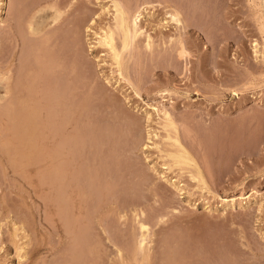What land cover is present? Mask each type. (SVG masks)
<instances>
[{
  "label": "rangeland",
  "instance_id": "rangeland-1",
  "mask_svg": "<svg viewBox=\"0 0 264 264\" xmlns=\"http://www.w3.org/2000/svg\"><path fill=\"white\" fill-rule=\"evenodd\" d=\"M124 1L135 9L137 6L145 9L141 27L146 34L138 38L130 54H124L123 61L127 65L122 79L111 53L99 44V39L115 24L112 0H0V74H9L12 87L26 80L20 73L28 74L30 71L27 67L36 70L38 65L33 57L35 42L39 40L42 45L47 35H55L53 39L57 45L54 44V47L57 49L52 47L54 50L51 48V51H58L56 53L60 57L57 56V59H63L59 60L57 73L51 74L53 77L50 75L53 79L50 80L52 84L49 83L51 88L40 86L37 79L35 84L32 82L35 86H31L36 95L31 92L24 97L28 98L25 100L29 101L30 108L34 107L32 103H40V130L46 128L40 134V145H43L40 149L42 155L37 159L40 163L35 159L36 155L35 160L30 161L33 154L29 160L25 158L24 162L27 160L28 163L24 166L12 164L15 157L12 154L9 157L10 153L6 155L5 149L1 148V133H4V129L0 125V264H90L96 260V255L89 244L96 239L104 246V249L102 245L99 247L100 251L103 250L97 256L102 259V262L97 259L99 264H122L118 254L120 250L127 249L123 253L132 262L125 264H264L263 1ZM174 8L182 13V28L177 27L171 19L170 13L175 12ZM38 11L39 14L36 13ZM59 11L63 12L61 17ZM82 11L88 16L84 26L81 22H84L85 17L83 13V17L80 16ZM29 23H34L36 28L39 26L40 35L32 34ZM146 35L154 43L150 50L146 48V42H143L146 41ZM115 38L116 47L121 49L120 36L115 35ZM180 41L188 52L184 59L179 56ZM61 63L65 70L61 69ZM66 67H70L69 70ZM39 70L35 73L40 74ZM61 70L70 72L61 73ZM69 73L74 75L71 80L70 76L67 77ZM33 74L29 75L31 78L26 76L29 79L27 83L33 81ZM63 79L74 88L66 85ZM63 82L66 87L69 86L68 89L57 87L60 84L63 86ZM3 84L1 81L0 86ZM70 87L71 90L80 89L74 90L77 93L74 97L68 96ZM60 93L74 100L76 107L81 106L77 109L80 116L76 112L74 118L75 125L78 118L79 127L76 126L79 129L75 125L74 128L80 133L77 135L79 143L81 137L83 140L80 144L76 141L78 144H73V148L77 149L72 148L68 154L72 157L77 155L75 157L78 162L73 158L76 168H79V162L80 168L85 164L87 170L97 168L94 170L97 171L96 175L98 173L97 179L105 177L103 181L106 180L105 184L108 185L106 188L104 184V188H101L103 195L98 192L97 196H106L102 200L104 205L111 204V201L117 204L106 217L101 215L103 220L98 217L102 224L105 222V228L107 224L106 231L109 234L100 229L94 218L87 224L93 226V231L84 226L79 229V233L76 230L78 234H75V229L81 224L77 220L82 218L68 219L67 214L64 217L66 224L61 226L59 216L55 215L58 210L55 208L57 178L53 174L58 156L55 150L57 128L54 124H57L54 119L57 108L51 102L53 100L47 102L44 97L54 98L51 96ZM11 97L7 102H1L0 107L7 105L11 99L15 103L21 98L18 93L16 96L13 93ZM70 100L67 102L70 103ZM155 109L168 111L177 129H165L163 115H158ZM51 128H54V133ZM168 135L180 140L195 159L203 173L204 182L191 178L196 173L192 167L166 169L168 164L173 163L166 155L177 151L175 144H172L174 142L167 141ZM78 174L82 182L85 179L84 173ZM171 179L176 181L183 195L170 186ZM103 190L108 193L105 194ZM250 195L252 201L249 204L246 205L247 201L240 199L224 215L226 198L235 196L238 199ZM98 201L90 203L91 207L96 208L88 207V212L91 209L96 212L99 206L95 203L99 205ZM205 207H210L213 213H205ZM82 217L85 219L88 216ZM69 220H75L74 230V223H69ZM139 223L150 228L149 262L139 259L142 254L136 244L138 252L132 250V245L137 241L134 237L139 239L141 235ZM81 235H86L85 240L91 242L79 239ZM74 240L79 241L75 243ZM81 243L86 244L82 246ZM132 255L136 257L133 259Z\"/></svg>",
  "mask_w": 264,
  "mask_h": 264
},
{
  "label": "bare ground",
  "instance_id": "bare-ground-1",
  "mask_svg": "<svg viewBox=\"0 0 264 264\" xmlns=\"http://www.w3.org/2000/svg\"><path fill=\"white\" fill-rule=\"evenodd\" d=\"M113 1V4H114V8L113 9H115V15H114V17H115V24H114V27L113 28H111V29H109V30H107L106 32H105V34H104V36L101 38V39H99V36L97 37L99 40H100V42H99V44L101 45V46H104V47H106L108 50H109V52L111 53V55H112V58H113V60H114V62H115V64L117 65V67H118V71H120V74L119 75H121L122 77V79L124 78V76H125V74H124V69H126L125 67H126V63L123 61V56H124V54L126 53V52H128L129 53V51L131 50V48L133 47V45L134 44H136L137 43V41H138V38H140V37H142V36H145V34L146 33H144V30L142 29V27H141V20H142V18H143V11H145V9H143L142 10V6H140L141 8H139V6H137V9H135V8H133V6L129 3V2H127V1H124V0H112ZM263 1V4H264V0H262ZM25 2V1H24ZM38 3V2H37ZM54 3V2H53ZM61 4V3H60ZM18 5H20V4H18ZM35 5V4H34ZM38 5V4H37ZM36 5V6H37ZM55 5V4H54ZM21 6V5H20ZM25 6V5H24ZM35 6V7H36ZM39 6V5H38ZM51 7V6H50ZM60 7V6H59ZM85 7V6H84ZM84 7H82V8H84ZM20 8V7H19ZM44 9H46V7H43ZM42 8V9H43ZM53 8V7H52ZM60 8H62V7H60ZM144 8H146V6L144 7ZM43 9V10H44ZM86 9V8H85ZM30 10V9H29ZM82 10H84V9H82ZM86 10H88V9H86ZM173 10H175V8L173 9ZM172 10V11H173ZM25 11V10H24ZM41 11V10H40ZM40 11H38V12H36V13H40ZM47 11V10H46ZM171 11V12H172ZM21 12V11H20ZM29 12V11H28ZM60 12V11H59ZM67 12V11H66ZM23 13V12H22ZM35 13V14H36ZM61 13V12H60ZM63 13V12H62ZM62 13L61 14H59V17H61L62 16ZM81 13H83V11L82 12H80V16H82L83 17V15H84V13H86V12H84L83 13V15H81ZM78 14V13H77ZM87 14V13H86ZM171 14V19H172V21H173V23L175 22L176 23V25H177V27H179L180 26V28H182L183 26H184V22H183V19L181 18L182 17V13L179 11V10H175V12L172 14V13H170ZM25 15H27V14H25ZM24 15V16H25ZM22 16V15H21ZM36 16V15H35ZM58 17V16H57ZM84 17H85V20H84V22H81L82 24L84 23H86L87 22V19L88 18H86V17H88V16H85L84 15ZM170 17V16H169ZM20 18V17H19ZM41 18H43V17H41ZM79 18V17H78ZM32 19H33V16H32ZM81 19V18H80ZM79 19V20H80ZM84 19V18H83ZM82 19V20H83ZM90 19V18H89ZM39 20H40V17H39ZM59 20V19H58ZM30 21V20H29ZM35 21V20H34ZM53 21V20H52ZM62 21V20H61ZM72 21V20H71ZM20 22V21H19ZM32 22V21H31ZM59 22V21H58ZM186 22V21H185ZM24 23H26V22H24ZM80 23V24H81ZM174 23V24H175ZM187 23V22H186ZM31 23H29V25H30ZM33 24L34 23H32L31 24V26H30V30H32V34H35L36 36L37 35H40V29H39V26L36 28V27H34L33 26ZM46 24V23H45ZM60 24V23H59ZM66 24V23H65ZM64 24V25H65ZM77 24V23H76ZM84 24H83V26H84ZM110 24V23H109ZM22 26V25H21ZM20 26V27H21ZM53 26V25H52ZM60 26V25H59ZM58 26V27H59ZM182 26V27H181ZM79 27H81L80 25H79ZM79 27L77 28V29H79ZM51 28V27H50ZM68 28V27H67ZM71 28V27H70ZM28 29V28H27ZM56 29L58 30V28H57V26H56ZM60 29V28H59ZM73 29V28H72ZM65 30V29H64ZM20 31H21V29H20ZM22 31H23V29H22ZM27 31V30H26ZM46 31V30H45ZM55 31V30H54ZM63 31V30H62ZM61 31V32H62ZM66 31V30H65ZM82 31V30H81ZM29 32V31H28ZM57 32V31H56ZM60 32V33H61ZM76 32V31H75ZM74 32V33H75ZM49 33V32H48ZM53 33H55V32H53ZM66 33H68L69 34V32H66ZM79 33V32H78ZM21 34V33H20ZM45 34V33H44ZM47 34V33H46ZM71 34H73V33H71ZM81 34V33H80ZM67 35V34H66ZM70 35V34H69ZM74 35V34H73ZM72 35V36H73ZM115 35H119L120 36V41H121V49H118V47H116V45H115V41L117 42V40H116V38H115ZM30 36V35H29ZM54 36L55 35H53L52 36V34L51 35H47V37H45L44 38V40H43V43H42V45H41V43L39 42V40H38V42H35V43H37V44H35L36 45V48L34 47V49H36L35 51H34V56L33 57H35V62L37 63V67H36V70H32V69H30V68H28L27 67V69L31 72V70H32V72H34V74H35V76H34V74L31 72H29L28 70H26V71H28L29 73L27 74V72H25V74H24V72H23V75H21V73H20V76H25V78L24 79H26V80H20L21 82H23V83H21V82H19V84L18 85H16V86H14V87H12L11 86V77H9L8 75H5V74H0V79H1V81L2 82H4L5 83V85L3 84V86H0V103L1 102H3V101H6L7 102V99H9V96L11 97L12 95H13V93H14V95L16 96V94L18 93V95L21 97L19 100H17V102H15V103H13V102H11L12 101V99H11V101H9L8 102V104L6 105L5 103H3V104H5L3 107H0V120H2L1 122H0V125H2V127H3V129H4V133H1L2 134V137H1V146H3V147H1V148H3V149H5L4 150V152H5V154L6 155H8L9 153V157H11L10 155L12 154L14 157V160L13 159H11V160H13L12 161V164L14 163L15 165H19V167H20V165H25V163L27 162L28 163V161L27 160H29L28 158H29V156H31V155H33V157L31 156V158H30V161H32L31 159H34V156L36 155V157H35V159L37 160V159H40L39 158V156L40 155H42V153L40 154V149H42L41 148V146L43 147V145H40V134H43L44 132H43V130H45V129H42V131L40 130V119H41V117H40V103H39V105H35V104H37V103H35V104H33L32 103V106H38L37 108L35 107H33V108H30V106L28 107V102L25 100V99H28V98H24L25 96L27 97V95L28 94H32L31 92H33L34 93V95H36L35 93L36 92H34V90H32L31 89V86H35V85H32L33 83L35 84L36 83V80L37 79H39V81H40V86H43V87H47V88H49L48 86H50L51 84H52V81H53V79L51 78V77H53L56 73H57V71H58V69L60 68L59 66H60V61L62 60L63 61V59L61 58V59H57V56L58 57H60L59 55H57V53L56 52H58V51H53L54 53H52V51H51V48L53 47V48H56V46L54 47V44L56 43L55 42V40L53 39L54 38ZM76 35H74V37H75ZM147 36V35H146ZM21 37V36H20ZM25 37V36H24ZM24 37H22L23 39H24ZM73 37V38H74ZM81 37V36H80ZM116 37H118V36H116ZM27 37H25V39H26ZM31 38V37H30ZM29 38V39H30ZM38 38V37H37ZM57 38V37H56ZM73 38H71V39H73ZM76 38V37H75ZM74 38V39H75ZM145 38V37H144ZM32 39V38H31ZM58 39V38H57ZM64 39H66V38H64ZM70 39V38H69ZM117 39H119V37L117 38ZM27 41V40H26ZM75 41V40H74ZM119 41V40H118ZM140 41V40H139ZM17 42V41H16ZM24 42V41H23ZM28 42V41H27ZM32 42V41H31ZM41 42H42V40H41ZM55 42V43H54ZM76 42V41H75ZM136 42V43H135ZM143 42H146V48L147 49H151V47H152V39H151V37L150 36H147L146 37V41L144 40ZM30 43V42H29ZM34 44V43H33ZM75 44V43H74ZM154 44V43H153ZM180 46H181V48H180V53H179V56L181 57V58H186V56H187V54H188V52L186 51V49H185V47L182 45L183 43L180 41ZM25 45H27V44H25ZM31 45V44H30ZM41 45V46H40ZM55 45H57V44H55ZM32 48V47H31ZM52 48V49H53ZM75 48V47H74ZM33 49V50H34ZM57 49V48H56ZM55 49V50H56ZM60 49V48H59ZM58 49V50H59ZM54 50V49H53ZM80 52V51H79ZM108 52V53H109ZM131 52V51H130ZM33 53V52H32ZM74 53V52H73ZM78 53V52H77ZM81 53V52H80ZM12 54V53H11ZM130 54V53H129ZM29 55V54H28ZM128 55V54H127ZM12 56V55H11ZM23 58H25V57H23ZM27 58H28V56H27ZM8 59V58H7ZM20 59V58H19ZM65 59V58H64ZM26 60V59H25ZM24 60V61H25ZM60 60V61H59ZM27 61H29V60H27ZM33 61V60H32ZM34 61H33V63H34ZM75 62H77V60L75 61ZM32 62H31V66H32V64H33ZM63 63V62H62ZM62 63H61V69H63V70H65L64 69V67L65 66H62ZM125 63V64H124ZM8 64V63H7ZM29 64V63H28ZM28 64L26 65V66H28ZM73 64V63H72ZM25 65V64H24ZM24 65H22V66H24ZM34 65V64H33ZM66 65V64H65ZM78 65V64H77ZM31 66H29V67H31ZM70 66V65H69ZM33 67V66H32ZM63 67V68H62ZM75 67V66H74ZM24 68V67H23ZM22 68V69H23ZM37 68H38V70H39V68H40V74H38L37 72H38V70H37ZM67 68V67H66ZM68 68H70V67H68ZM67 68V70H69ZM26 69V68H25ZM71 69H73L72 68V66H71ZM1 70H3V69H1ZM17 70V69H16ZM66 70V71H67ZM76 70V69H75ZM8 71V70H7ZM10 71V70H9ZM13 71V70H12ZM23 71H25V70H23ZM35 71H37L36 73H35ZM54 71H55V73H54ZM66 71H64V72H66ZM16 72H18V71H16ZM64 72H62V70H61V73H64ZM67 72H70V71H67ZM72 72V71H71ZM73 72H74V70H73ZM77 72V71H76ZM4 73V72H3ZM8 73V72H7ZM75 73V72H74ZM73 73V74H74ZM32 74H33V81H31V83H27L28 82V80L29 79H27V75H28V77H29V75H31L32 76ZM37 74L39 75V78L37 77ZM51 74H54V75H51ZM60 74V73H59ZM70 74H72V73H69L68 75H67V77L68 76H70V80L71 79H73L72 78V76H74V75H70ZM19 75V74H18ZM50 75H51V77H50ZM31 76L29 77V78H31ZM57 76V75H56ZM61 76V75H60ZM64 76H66V74L64 75ZM51 79H50V78ZM63 77V76H62ZM61 77V78H62ZM66 77V78H67ZM69 78V77H68ZM74 78H76V77H74ZM21 79V78H20ZM58 79V78H57ZM32 80V79H31ZM50 80H52V81H50ZM55 80V79H54ZM58 80H60V79H58ZM57 80V81H58ZM64 80V82H66L67 80L66 79H63ZM0 81V82H1ZM16 81V80H15ZM35 81V82H34ZM38 81V80H37ZM56 81V82H57ZM30 82V81H29ZM33 82V83H32ZM61 82V81H60ZM59 82V83H60ZM64 82H63V84H64ZM72 82V81H71ZM75 82V81H74ZM38 83V82H37ZM49 83H51L50 85H49ZM58 83V84H59ZM16 84V83H15ZM31 84V85H30ZM66 85L68 84L69 86H71V87H73L72 85H70V83H68V82H66L65 83ZM64 84V85H65ZM72 84H74V83H72ZM76 84V83H75ZM54 85V84H53ZM63 85V86H64ZM66 85H65V87H63V86H61V84H60V86L59 85H57V87H62L63 89H65V88H69V86H67L66 87ZM30 86V87H29ZM70 87V90H68V91H71V92H69L68 93V96H75L74 94L76 93H74V90L75 91H77L78 89L76 88V89H74V90H71L72 88ZM50 88H51V86H50ZM62 88H60V89H62ZM67 88V89H68ZM74 88V87H73ZM30 89V90H29ZM45 90H47V89H45ZM51 90H53V89H51ZM57 90H59V88L57 89ZM80 90V89H79ZM28 91V92H27ZM29 91H30V93H29ZM62 91H64V90H62ZM62 91H60V92H62ZM15 92H17L16 94H15ZM56 92V91H55ZM65 93H67L66 92V90L64 91ZM1 93H3V94H1ZM38 93V92H37ZM65 93H60V94H57V95H55V96H51V97H54V98H48L47 96L46 97H44L45 98V101H49V99H50V101L51 100H53V101H51V102H53V104L56 106V110H57V114L56 113H54V114H56V117L54 118V119H56L57 120V124L56 123H54L55 124V126H56V128H57V130H56V134H57V137H58V140H57V146H55V147H57V149H55V150H57V154H58V156H57V166L56 165H54V167L56 168V171L54 170V167H53V170L56 172H53V174H55V176H56V178H57V190H56V188H55V191H57V200H55L56 202H57V207H55L56 209L58 208V210H57V213L55 214L56 216H59V218L58 219H60V222H62V225L61 226H64V223L66 224V222H64V217L66 216H68L69 215V217H67L68 219H72V218H74V217H79V218H84V217H82V216H88V217H85V219L86 218H89V223H88V221L87 220H85V219H81V220H79L78 218H75L77 221V223H79V221L81 222V224H82V221H84L83 223L84 224H82L83 225V227H82V225L81 224H79V227L77 228V229H75V231L77 230L78 231V233H79V229L81 230L82 228H84V226H85V228L87 229H89V230H91L92 228L91 227H93V226H91L90 225V227H89V225H87V224H90L91 223V221L90 220H92V218H94L93 220L95 221V219H97V223L99 224V227H100V229L102 228L103 229V231L106 233L107 231V224H106V228H105V222L102 224V220H103V216L104 217H106L107 216V214L110 212L111 213V211H113L114 209H115V207H116V205H115V202L114 201H111V204H108V205H104V203L102 202V200H103V198H104V196H103V198L100 196V197H98L97 195V193L99 192V195L101 194V195H103L102 194V190H101V188L103 187V185L105 184V182H106V180H105V182L103 181V179L105 178H100L99 177V179H97L98 178V173H97V175L95 174L96 172L94 171V170H96V169H92L93 170V172H88V171H92V170H90L91 168H89L88 170H87V168H86V164L83 166H81L82 168L83 167H85L84 168V170L82 169V168H80V166H79V164H80V162H79V164H78V167L79 168H76L77 166H76V164H74V160L75 161H77V159H76V157L75 156H77L76 154H75V159L73 160V158L74 157H72L73 155H70V153L68 154V152H70V150L73 148V144L74 145H77L78 143H79V139H78V134H80V133H77L78 132V130L76 131L75 130V128H77V126L76 125H78V118H76L77 120V124L75 125L74 124V118H75V116H76V112H78L77 111V109H79L78 107H76V104L74 103V100L72 101V100H70V98L69 99H67V96H66V94ZM55 94V93H54ZM70 94V95H69ZM77 94V93H76ZM40 95V94H39ZM47 95V94H46ZM29 96V95H28ZM30 97H33V95H30ZM29 97V98H30ZM42 97H43V95H42ZM12 98V97H11ZM14 98V97H13ZM17 98H19V97H17ZM36 99V98H35ZM73 99V98H72ZM10 100V99H9ZM33 100H34V98H33ZM38 100H40V99H38ZM42 101H43V99H41ZM70 100V103H71V105L72 106H70V105H68V104H70V103H68L67 101H69ZM88 100V99H87ZM31 101V100H30ZM47 101V102H48ZM49 101V102H50ZM84 101H85V99H84ZM34 102V101H33ZM40 102V101H39ZM80 102V101H79ZM31 103V102H30ZM44 103H46V102H44ZM81 103H82V101H81ZM84 103V102H83ZM88 103V102H87ZM2 105V104H1ZM50 105H51V103H50ZM41 106H42V104H41ZM55 106H53L54 107V110H55ZM76 107V109L75 108H72V107ZM48 107H49V104H48ZM51 107H52V105H51ZM51 107H49L50 109H51ZM28 108H30V109H28ZM82 108H83V106H82ZM45 109V108H44ZM85 109V108H84ZM48 110V109H47ZM157 112H158V115H161V113H162V115H163V120H164V122H165V124H164V128L166 129V128H170V129H172V130H176L177 129V124L175 123V121H174V119H173V117H172V115L168 112V111H166V110H163L162 109V112H160L158 109H155ZM155 110H154V112H155ZM85 111V110H84ZM48 112V111H47ZM54 112V111H53ZM81 112V111H80ZM46 113V112H45ZM51 113V112H50ZM49 113V114H50ZM52 115H53V113H51ZM80 114H82V113H80ZM44 115H46V114H44ZM78 115H79V112H78ZM46 116H48V115H46ZM46 116H45V118H46ZM80 116V115H79ZM54 117V116H53ZM83 117V116H82ZM6 118V119H5ZM49 118V117H48ZM9 119V120H8ZM51 119V118H50ZM80 119V118H79ZM42 120V119H41ZM45 120V119H44ZM43 120V121H44ZM176 120V119H175ZM51 121V120H50ZM148 121V120H147ZM43 123V122H42ZM49 123V122H48ZM162 123V122H161ZM46 124H47V122H46ZM52 124V122H50V125ZM53 124V125H54ZM74 125H75V128H74ZM43 126V128H44V125H42ZM179 126V125H178ZM1 127V126H0ZM1 127V128H2ZM78 127H79V125H78ZM83 127V126H82ZM90 127V126H89ZM160 127V126H159ZM0 128V129H1ZM55 128V127H54ZM54 128H53V130H52V128H51V130H52V132L54 133ZM50 129V128H49ZM77 129H79V128H77ZM83 129V128H82ZM168 130V129H167ZM180 130V129H179ZM1 131H2V129H1ZM0 131V132H1ZM5 131L7 132V134H5ZM46 131V130H45ZM41 132V133H40ZM51 132V131H50ZM49 132V133H50ZM80 132V131H79ZM83 132V131H82ZM89 132V131H88ZM48 133V132H47ZM86 133V132H85ZM93 133V132H92ZM100 133V132H99ZM4 134V135H3ZM91 135V134H90ZM43 136V135H42ZM44 136H46V135H44ZM52 136H53V134H52ZM106 136V135H105ZM110 136V135H109ZM82 138V140H83V137H81ZM87 138V137H86ZM85 138V139H86ZM110 138H113V137H110ZM45 139V138H44ZM78 139V140H77ZM107 139V138H106ZM54 140V139H53ZM82 140L80 141V143H82ZM159 140V139H158ZM168 140H172L174 143H172V144H175V146H176V148H177V151L176 152H170V153H168L167 155H166V157L167 158H169L171 161L170 162H173V163H171V164H168L167 166H168V168H166L167 170H171L172 168H174V167H179V168H183V166H189V167H192V168H194L195 169V171H196V173L194 174V175H191V178L193 179V180H197V181H199V182H204V179H203V173L201 172V170H200V168H199V166L195 163L196 161H194L193 160V158H192V156L190 155V153L186 150V148L181 144V142H180V140H178L177 138H172V136H170V135H168V137H167V141ZM44 141V140H43ZM78 143H77V142ZM171 141V142H172ZM141 142V141H140ZM79 143V144H80ZM92 143V142H91ZM142 143V142H141ZM154 143V142H153ZM87 144V143H86ZM85 145V144H84ZM84 145H82V147L84 146ZM92 145V144H91ZM97 146V145H96ZM169 146H171V145H169ZM173 146V145H172ZM80 147V146H79ZM158 147V146H157ZM160 147V146H159ZM54 148V147H53ZM162 148H163V146H162ZM166 148V147H165ZM44 149H45V147H44ZM73 149H77V148H73ZM72 149V150H73ZM82 149V148H81ZM50 150V149H49ZM92 151V150H91ZM164 151V150H163ZM171 151V150H170ZM77 151H75V153H76ZM99 152V151H98ZM168 152V151H167ZM78 153V152H77ZM4 154V153H3ZM4 154V155H5ZM68 154V155H67ZM72 154H74V152H72ZM54 155H56L55 153H54ZM102 155V154H101ZM2 156V155H1ZM38 156V157H37ZM45 156V155H44ZM47 156V155H46ZM5 157V156H4ZM48 157V156H47ZM25 158L27 159L26 160V162H24L25 161ZM44 158V157H43ZM78 158V157H77ZM164 158V157H163ZM7 159H8V157H7ZM34 159V160H35ZM55 159V158H54ZM101 159H103V157L101 158ZM10 160V159H9ZM17 160V161H16ZM15 161H16V163H15ZM38 161V164L40 163L39 162V160H37ZM103 161V160H102ZM6 162V161H5ZM8 162V161H7ZM10 162V161H9ZM78 162V161H77ZM167 162V161H166ZM169 162V161H168ZM26 163V164H27ZM35 163V162H34ZM43 163V162H42ZM55 163V162H54ZM76 163V162H75ZM94 163V162H93ZM96 163H97V161H96ZM8 164V163H7ZM166 164V163H165ZM90 165V164H89ZM106 165V164H105ZM111 165V164H110ZM9 166H11V165H9ZM92 166V165H91ZM101 166V165H100ZM112 166V165H111ZM18 167V166H17ZM18 167V168H19ZM89 167V166H88ZM103 167V166H102ZM165 167V166H164ZM2 168V167H1ZM21 168H22V166H21ZM45 168H47V167H45ZM20 169V168H19ZM51 169H52V167H51ZM82 169V170H81ZM99 169H101V168H99ZM12 170H15V169H12ZM42 170V169H41ZM81 172H80V171ZM45 171H46V169H45ZM79 171V172H78ZM85 171H87V172H85ZM100 171V170H99ZM104 171V170H103ZM154 171V170H153ZM191 171H193V170H191ZM49 172V171H48ZM84 174H83V173ZM20 173V172H19ZM44 173V172H43ZM78 173H81V174H83L84 175V177H85V179L83 180L82 179V182L80 181V178H79V174ZM85 173H86V175H85ZM100 174H101V172H99ZM103 173V172H102ZM171 173H173V172H171ZM99 174V175H100ZM46 175V174H45ZM82 175V176H83ZM102 175V174H101ZM159 175H161V174H159ZM22 177V176H21ZM31 177V176H30ZM39 177V176H38ZM80 177H81V175H80ZM101 177H103V176H101ZM113 177V176H112ZM29 178V177H28ZM49 178H51V177H49ZM106 179V178H105ZM192 179H190V180H192ZM200 179L202 180V181H200ZM54 180H56V179H54ZM100 180H101V182H100ZM172 180V179H171ZM111 181V180H110ZM110 181H109V183H110ZM179 181V180H178ZM53 183V182H52ZM108 183V182H107ZM176 181H171L170 182V186L171 187H173V188H175V189H177V191L180 193V195H183V193H182V190L180 189V187H178L176 184ZM41 184V183H40ZM39 184V185H40ZM204 184V183H203ZM207 184V183H206ZM53 185H56V183L54 184L53 183ZM113 185H114V183H113ZM107 186L108 185H106L105 184V187L107 188ZM182 187V186H181ZM104 188V187H103ZM110 191H111V189H109ZM109 191V192H110ZM114 191V190H113ZM103 192L106 194V192H107V190H106V192L103 190ZM56 193V192H55ZM108 193V192H107ZM104 194V195H105ZM51 195V194H50ZM97 197H96V196ZM108 195V194H107ZM109 195H110V193H109ZM55 196V195H54ZM99 198L98 200H96V201H98V203H99V205L97 204V203H95L96 204V206H99L98 207V209H96V212H94L93 211V209H91L92 211H90V212H93L94 214V216L93 215H91L90 214V212H88L89 210H88V207H91L92 206V204H90L92 201V203H94V202H96L94 199L95 198ZM108 197V196H107ZM245 196H242V197H239L238 199H237V197H231V198H226V200H225V202H226V204H224L225 205V211L223 212L224 213V215L225 214H227V210L229 209V208H234L236 205H237V201H239L240 199L241 200H245V201H247L246 202V205L247 204H249L251 201H252V197H251V195L250 196H247L246 198H244ZM55 198V199H56ZM105 198H106V196H105ZM104 198V199H105ZM244 198V199H243ZM54 200V199H53ZM108 200V199H107ZM111 200V199H110ZM110 200H109V202H110ZM254 200V199H253ZM50 201V200H49ZM108 202V203H109ZM90 205V206H89ZM93 206H95V205H93ZM91 208H96V207H91ZM205 209V213H208V214H211V213H213V210L210 208V207H205L204 208ZM95 210V209H94ZM136 212V211H135ZM109 213V214H110ZM202 213H204V211L202 212ZM58 214V215H57ZM68 214V215H67ZM103 214V216H101ZM137 215V214H136ZM223 215V214H222ZM51 216V215H50ZM91 216H93V217H91ZM141 216V215H140ZM90 217H91V219H90ZM98 217H102V220H101V218H98ZM140 220V219H139ZM65 221H67L68 222V220H65ZM73 221V222H72ZM75 222V220H69V223H74ZM93 222V221H92ZM140 222V221H139ZM68 224V223H67ZM87 226H86V225ZM140 224V226H139V228H140V232H141V235H139L140 237H139V239L138 238H136V237H134V240H136L137 239V241L134 243V245H132V250L133 249H135L136 247H137V250L140 252V255L142 254V258H141V256H140V258L139 259H143V261H147V262H149V252H150V247H149V242H148V240H149V238L151 237L150 235H151V232H150V228H148L149 226L147 225L146 226V224H144V223H139ZM70 226L72 225V224H69ZM104 225V226H103ZM77 226V225H76ZM67 227L69 228V226L67 225ZM66 227V228H67ZM73 227L75 228V223H74V225H72V229H73ZM97 227V226H96ZM17 228V227H16ZM65 228V227H64ZM67 228V229H68ZM95 228V227H94ZM96 229V228H95ZM99 229V230H100ZM12 230V229H11ZM71 230V229H70ZM69 230V231H70ZM74 230V229H73ZM72 230V231H73ZM88 230V232L90 233V231ZM77 231H76V233L75 234H78L77 233ZM87 231V230H86ZM85 231V232H86ZM92 231H93V229H92ZM91 231V232H92ZM12 232V231H11ZM84 232V233H85ZM73 233V232H72ZM81 233V232H80ZM83 233V234H84ZM88 233V234H89ZM108 233V232H107ZM87 234V235H88ZM91 234V233H90ZM109 234V233H108ZM107 234V235H108ZM69 236V235H68ZM79 236V235H78ZM77 236V238H79ZM82 236V235H81ZM86 236V235H85ZM84 236V237H85ZM89 236V235H88ZM110 236V235H109ZM16 237V236H15ZM83 237V236H82ZM79 238V239H84L85 240V238L83 237V238ZM87 239H89L88 237H87ZM91 239V238H90ZM133 240V241H134ZM75 241V240H74ZM77 241H79V240H77ZM77 241H75V243L77 242ZM82 240H80V242H81ZM86 241V240H85ZM84 241V242H85ZM96 241V242H95ZM97 241H100V240H98V239H96V240H94V242H92V244L90 243L89 244V246H90V248L92 249V251H93V254H94V256L96 257V260L94 259V262H98L97 264H99V261H101L102 262V259H99V257H97L98 256V254H100V252L101 251H103V250H101L100 251V249H99V247L102 245V243L101 242H97ZM150 241V240H149ZM80 242H78V243H80ZM89 242H91V240H89ZM88 241H86V243H89ZM74 243V242H73ZM86 243H84V244H86ZM82 244V243H81ZM84 244H82V246L84 245ZM135 244H136V247H135ZM17 246V245H16ZM75 246V245H74ZM78 245H76V247H77ZM85 246V245H84ZM81 247V246H80ZM104 246L102 245V248H103ZM116 247H118V245H116ZM131 247V246H130ZM81 248H83V247H81ZM85 248V247H84ZM87 248V247H86ZM101 248V249H102ZM120 248L121 249H123L122 248V246H120ZM128 248V247H127ZM126 248V249H127ZM79 249V248H78ZM89 249V248H88ZM87 249V250H88ZM104 249V248H103ZM82 250V249H81ZM86 249H85V251H87ZM118 250V249H117ZM128 250V249H127ZM126 250V251H127ZM131 250V252H133ZM136 250V249H135ZM135 250H134V252H135ZM136 250V252H138ZM75 251H76V248H75ZM90 251V250H89ZM125 251V250H124ZM124 251H122V250H120V252H119V258L118 259H120V261L122 262V264L124 263H129L130 261L132 262V259H130V258H128L123 252ZM126 251H125V253H126ZM78 252H81L80 250L78 251ZM133 252V253H134ZM85 253H87V252H85ZM92 253H90V255H91ZM131 254V253H130ZM136 255L138 254V253H135ZM81 255H82V253H81ZM80 255V256H81ZM87 255H88V253H87ZM136 255L134 256V255H132V258L133 257H136ZM229 255V254H228ZM93 256V257H94ZM101 256V255H100ZM138 256V255H137ZM188 256H189V254H188ZM82 257V256H81ZM87 257V256H86ZM86 257H85V259H86ZM89 257H91V256H89ZM139 257V256H138ZM137 257V258H138ZM230 257V256H229ZM84 258V257H83ZM101 258V257H100ZM80 259V258H79ZM78 259V260H79ZM82 259V258H81ZM88 259H90V258H88ZM99 261H98V260ZM134 259V258H133ZM136 259V258H135ZM139 259H137V261L139 260ZM83 260V259H82ZM93 260V259H92ZM92 260H91V262H92ZM189 260V259H188ZM87 261V260H86ZM85 261V262H86ZM119 261V262H120ZM89 262V261H88ZM93 262V263H94ZM130 262V263H131ZM142 262V261H141ZM223 262V261H222ZM90 263V262H89ZM93 263H90V264H93ZM144 263H146V262H144ZM95 264V263H94ZM101 264V263H100Z\"/></svg>",
  "mask_w": 264,
  "mask_h": 264
}]
</instances>
